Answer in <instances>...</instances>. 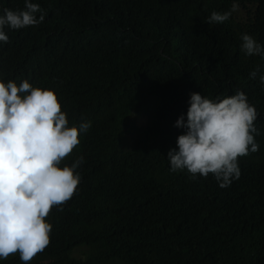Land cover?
Instances as JSON below:
<instances>
[{
  "label": "trees",
  "instance_id": "trees-1",
  "mask_svg": "<svg viewBox=\"0 0 264 264\" xmlns=\"http://www.w3.org/2000/svg\"><path fill=\"white\" fill-rule=\"evenodd\" d=\"M31 2L44 20L5 28L0 79L52 89L69 126L91 127L61 162L83 156L81 179L46 217L50 243L29 264H264V58L240 48L244 33L264 46V0ZM24 7L0 0V15ZM213 11L231 14L210 24ZM237 90L256 108L260 133L259 150L238 159L239 178L221 188L212 174L172 172L167 152L190 93ZM97 243L100 256H75ZM0 264L24 262L16 253Z\"/></svg>",
  "mask_w": 264,
  "mask_h": 264
},
{
  "label": "clouds",
  "instance_id": "clouds-1",
  "mask_svg": "<svg viewBox=\"0 0 264 264\" xmlns=\"http://www.w3.org/2000/svg\"><path fill=\"white\" fill-rule=\"evenodd\" d=\"M24 3L20 10L3 9L0 43L9 42L5 28L19 30L43 22L39 4ZM237 8L234 3L232 10ZM230 14L213 11L207 22L223 23ZM241 41L246 56L264 58V46L252 35L242 34ZM258 72L256 68L249 75L255 79ZM259 81L264 84V73ZM257 116L243 91L219 99L191 92L186 119L181 115L175 121L184 131L167 152L170 170H186L193 178L212 174L219 187L230 186L240 176L238 159L259 150ZM90 127V121L69 126L52 89L34 87L26 79L19 85L0 79V259L19 253L20 260L29 264L49 245L52 225L46 217L53 207L62 211L74 195L81 179L75 169L84 158L70 166L61 167V162Z\"/></svg>",
  "mask_w": 264,
  "mask_h": 264
},
{
  "label": "rangeland",
  "instance_id": "rangeland-1",
  "mask_svg": "<svg viewBox=\"0 0 264 264\" xmlns=\"http://www.w3.org/2000/svg\"><path fill=\"white\" fill-rule=\"evenodd\" d=\"M106 251V246L100 243H97L92 246H83L79 249H77L76 252H74L75 256L77 257H87L89 255L93 256H100L102 252ZM99 264H117V261L115 259H104L99 262Z\"/></svg>",
  "mask_w": 264,
  "mask_h": 264
}]
</instances>
